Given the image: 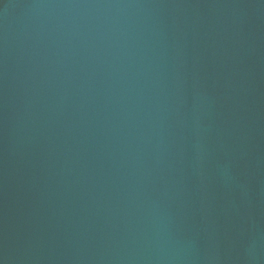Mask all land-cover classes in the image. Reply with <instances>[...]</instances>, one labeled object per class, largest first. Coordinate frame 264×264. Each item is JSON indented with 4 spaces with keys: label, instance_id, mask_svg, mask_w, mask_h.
I'll use <instances>...</instances> for the list:
<instances>
[{
    "label": "water",
    "instance_id": "95a60500",
    "mask_svg": "<svg viewBox=\"0 0 264 264\" xmlns=\"http://www.w3.org/2000/svg\"><path fill=\"white\" fill-rule=\"evenodd\" d=\"M0 264H264V0H0Z\"/></svg>",
    "mask_w": 264,
    "mask_h": 264
}]
</instances>
